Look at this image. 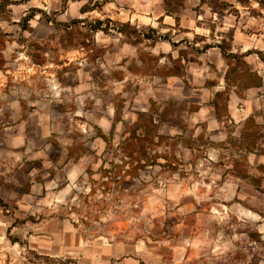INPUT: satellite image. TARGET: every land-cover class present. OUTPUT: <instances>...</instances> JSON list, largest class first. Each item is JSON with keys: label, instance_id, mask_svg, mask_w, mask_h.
Returning <instances> with one entry per match:
<instances>
[{"label": "rangeland", "instance_id": "obj_1", "mask_svg": "<svg viewBox=\"0 0 264 264\" xmlns=\"http://www.w3.org/2000/svg\"><path fill=\"white\" fill-rule=\"evenodd\" d=\"M194 8L0 0V264H264V0Z\"/></svg>", "mask_w": 264, "mask_h": 264}, {"label": "trees", "instance_id": "obj_2", "mask_svg": "<svg viewBox=\"0 0 264 264\" xmlns=\"http://www.w3.org/2000/svg\"><path fill=\"white\" fill-rule=\"evenodd\" d=\"M202 2H205V0H202ZM171 1L170 0H164V5H165V10L167 14L173 15L175 17L176 22L179 24V20H180V9L181 7L185 6V1L183 0V2L178 6L177 9H173L171 7ZM110 21V20H109ZM218 46H220L222 48V51L224 54L226 55H231L229 54V52H227V50L225 48H223V46L221 44H219ZM207 46H204V48H206ZM149 118L148 120L151 121L153 115L150 112H142L139 114V118ZM135 136V133H132V137ZM132 141V140H131ZM131 141H125L122 146V151L124 152V154L129 158V160L127 161V163H129V168H127L124 172L123 170L124 165H121L119 167L120 171L119 172H123V176L126 175L127 173L131 174L132 172H135L137 169V165L140 161L142 160H146V161H150V157L148 154V150L147 148L144 146L139 145H135L133 142ZM129 142V143H127ZM133 145L135 147H133ZM135 162H137L135 164ZM173 162L172 159L168 158V163L167 165H171V163ZM125 176L123 177V179H120V182L124 181Z\"/></svg>", "mask_w": 264, "mask_h": 264}, {"label": "crops", "instance_id": "obj_3", "mask_svg": "<svg viewBox=\"0 0 264 264\" xmlns=\"http://www.w3.org/2000/svg\"><path fill=\"white\" fill-rule=\"evenodd\" d=\"M154 1L159 2L162 0H154ZM201 2L202 0H187L186 1V5L182 7L180 11V20H179L180 25L187 27V28L193 27V25L196 22V19H195L196 9L194 8V6L198 5ZM162 14L164 15V19L170 18V19H173V21H176L175 17L167 14L165 10H163Z\"/></svg>", "mask_w": 264, "mask_h": 264}]
</instances>
